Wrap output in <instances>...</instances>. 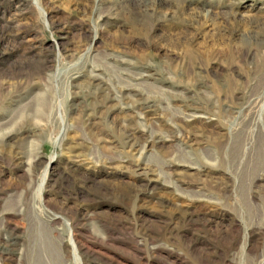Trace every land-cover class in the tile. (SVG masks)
<instances>
[{
	"label": "rangeland",
	"instance_id": "1",
	"mask_svg": "<svg viewBox=\"0 0 264 264\" xmlns=\"http://www.w3.org/2000/svg\"><path fill=\"white\" fill-rule=\"evenodd\" d=\"M3 236L0 264H264V0H0Z\"/></svg>",
	"mask_w": 264,
	"mask_h": 264
},
{
	"label": "bare ground",
	"instance_id": "2",
	"mask_svg": "<svg viewBox=\"0 0 264 264\" xmlns=\"http://www.w3.org/2000/svg\"><path fill=\"white\" fill-rule=\"evenodd\" d=\"M38 157L39 156H37L36 158H38ZM1 241H2V243H1V246H0V255L2 256V255L6 254L8 252V248H7L8 246L7 245L10 243L11 240H10V237L9 236H3L1 238Z\"/></svg>",
	"mask_w": 264,
	"mask_h": 264
}]
</instances>
